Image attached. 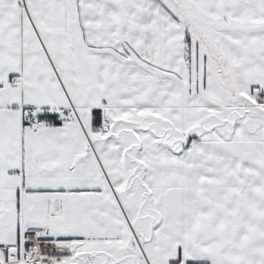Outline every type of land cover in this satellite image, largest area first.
I'll use <instances>...</instances> for the list:
<instances>
[{"label": "snow or ice", "instance_id": "1", "mask_svg": "<svg viewBox=\"0 0 264 264\" xmlns=\"http://www.w3.org/2000/svg\"><path fill=\"white\" fill-rule=\"evenodd\" d=\"M0 264H264V0H0Z\"/></svg>", "mask_w": 264, "mask_h": 264}]
</instances>
